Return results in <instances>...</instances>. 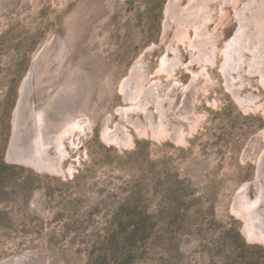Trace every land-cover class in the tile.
Returning <instances> with one entry per match:
<instances>
[{
  "label": "rangeland",
  "instance_id": "374dc122",
  "mask_svg": "<svg viewBox=\"0 0 264 264\" xmlns=\"http://www.w3.org/2000/svg\"><path fill=\"white\" fill-rule=\"evenodd\" d=\"M169 1L0 0V264H264V243L246 235L233 206L246 183L253 200L264 184V79L244 66L234 90L222 72L236 12L250 0L212 3L213 65L195 60L174 20L166 31ZM176 50L182 61L161 73L162 57L176 59ZM137 62L146 86L156 82L172 98L170 126L183 139L139 133L120 114L129 104L120 84ZM30 72L28 123L35 110L49 135L80 124L64 133L62 172L8 157ZM123 130L132 142L107 136ZM34 137L33 124L23 125L18 147ZM57 150L51 145L52 156ZM233 227L254 246L247 258L232 244Z\"/></svg>",
  "mask_w": 264,
  "mask_h": 264
},
{
  "label": "bare ground",
  "instance_id": "6f19581e",
  "mask_svg": "<svg viewBox=\"0 0 264 264\" xmlns=\"http://www.w3.org/2000/svg\"><path fill=\"white\" fill-rule=\"evenodd\" d=\"M216 1L218 0H190L187 6H181V0H170L166 9L168 18L166 22V31L172 24L171 20H174L178 28V40L184 41L187 38L189 40V46H192V55L195 57V60H200L201 62L205 61L212 65L216 63V56L215 54L211 55V52L217 48L218 34L217 32L215 34L214 32H210L208 23L212 20V3ZM238 1L239 0H234L235 7ZM236 13L240 24L239 30L227 43L226 49L223 50L225 61L222 65V72L228 80L227 85L230 89L234 90L237 88L239 89L242 85L236 78L239 77L240 80H243L241 74L245 71V67L253 74H260L264 79V0H250L248 3H244L242 8L237 10ZM191 28L196 32L194 40L189 34ZM173 46L172 49H175V45ZM179 53L180 51L176 50V59L171 58L170 55L162 57L161 63H159V71L161 73L163 71L172 72L174 70L173 68H176L175 66L182 61ZM39 57L40 55L35 60L34 65L37 63V60H39ZM190 69L193 75L198 76L201 73L196 69ZM156 74L160 73L156 71ZM125 77L126 78H124L120 84V92L125 95L129 104L121 107L120 114L125 116L126 120L129 121L131 125L135 126L139 133H147L148 130H151L152 134L156 137L170 136L176 140L183 139L184 132L182 127L178 124H172L173 126H170L171 116H169L170 109L167 107V104H170L171 107L173 104L172 98L169 97L166 99L161 94L157 93L159 85L156 82H153V84H149V82L147 84L148 86H146L149 72L141 65V62H137L133 66L131 74ZM31 82L32 75L30 72L24 80L20 91L21 98L15 112L14 131L11 144L7 151L8 157L9 159L11 158L32 165L37 169L62 172L63 166L61 157L66 154L63 144V139L65 137L64 133L66 131L70 132L71 129L73 130L78 126L80 127V124L78 126H73L74 124L66 126L64 133L62 132L60 135H49L45 132L46 124L43 120V115L41 112L39 114L35 113V110H33L32 121L28 123L30 117L22 113V105L31 95ZM184 88L185 87H183V89ZM145 91L150 93L149 95L151 97L149 99L145 98ZM238 97H240L239 102H241L244 107L250 108V100L247 98L242 99V95H238ZM152 99H154V103L157 105L156 110L151 109L154 105L150 107V104L153 103ZM133 111L141 115L144 114L145 119L143 117H138L137 119L129 117L130 113ZM32 124L35 131L34 139L27 143L25 147L19 148L18 141L21 135V127H23V125L31 126ZM115 135L110 132L107 133L110 139L120 140L124 143H130L133 140L131 135L127 131L125 132V130L122 131L120 137ZM51 145L56 146L58 155L52 156L50 153ZM262 159L264 160V154ZM258 184L260 185V195L257 199L253 200L246 195L245 191L250 185V183H246L239 192L233 206L236 213L245 222L246 227L244 231L246 235L250 239H255L264 243V208L259 206V204L264 201V184L262 181H258Z\"/></svg>",
  "mask_w": 264,
  "mask_h": 264
},
{
  "label": "trees",
  "instance_id": "16d2710c",
  "mask_svg": "<svg viewBox=\"0 0 264 264\" xmlns=\"http://www.w3.org/2000/svg\"><path fill=\"white\" fill-rule=\"evenodd\" d=\"M140 220L146 221V219H144L143 217H141ZM149 220H150V217L147 219V221H149ZM231 233H232V235H231L232 244H235L237 247H239L242 250V251H240L242 256H244V258H247L245 256V254L248 253V251H250L251 249H253L254 246H252L251 244H248L244 241L238 227L231 228ZM236 264H242V263L237 262ZM249 264H254V262L249 261Z\"/></svg>",
  "mask_w": 264,
  "mask_h": 264
}]
</instances>
